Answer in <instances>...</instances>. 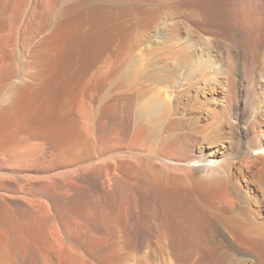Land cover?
<instances>
[{
  "label": "bare ground",
  "instance_id": "1",
  "mask_svg": "<svg viewBox=\"0 0 264 264\" xmlns=\"http://www.w3.org/2000/svg\"><path fill=\"white\" fill-rule=\"evenodd\" d=\"M142 1L0 0V251L12 264H264L249 130L225 139L198 108H121L119 93L142 14L161 33L152 75L264 101V0ZM231 104L220 112L234 116Z\"/></svg>",
  "mask_w": 264,
  "mask_h": 264
},
{
  "label": "rangeland",
  "instance_id": "2",
  "mask_svg": "<svg viewBox=\"0 0 264 264\" xmlns=\"http://www.w3.org/2000/svg\"><path fill=\"white\" fill-rule=\"evenodd\" d=\"M134 3L143 5L142 0H134ZM16 13L19 12L16 11ZM167 23L168 25L166 26L165 31L170 28V21L168 20ZM145 29L146 27L143 22V15L134 14L132 43L133 45L135 44V46L133 49L134 51H132V57L130 56L128 60L129 67H131L130 77L132 79H130L121 90H119L120 96H124L125 98L124 101L121 102L123 104H121V108H149L157 106L160 102H168L170 104V108H198L202 110V120H200V117L197 116L195 121H197L200 125H209L210 130H214L221 124L220 126L224 128H222V132H224L223 136L225 139H227V136H229L232 131L236 134V136L232 135L231 139L235 140L238 138L237 136H241L242 129L245 128L246 130H249L246 138V140H248L247 145H249V149L246 148L247 152L243 155L249 156L255 160H260L264 163V101H257V95H254L257 92H252L245 96L242 94L243 92L237 88V95L235 94L233 99H230L227 89L223 86L224 81L213 82L193 80L191 87L188 85L181 87L178 86V84H168L162 80L161 76L159 77V75H156L157 73L152 75L147 63V46L150 44L158 45V36L161 33L157 30H152L149 33L148 29L147 31H145ZM21 35L22 32L18 35L17 41L19 50L17 52L16 59L19 65H21L23 60L26 59V55L20 48V42L22 40ZM105 37L106 39L114 37L110 28H108ZM66 40L67 41H65V43H69L70 45L69 39ZM71 43L73 44V42ZM21 67L22 66H19V72L22 70ZM185 69V66L183 68H179V72H184ZM174 79L175 82L179 81L180 74H178V76ZM118 80H120V77ZM263 83L264 81L260 83L261 86H259L258 91H264ZM177 86L178 88H176ZM178 92L182 94L179 95ZM185 98L187 101H185ZM76 101H78V99H76ZM76 101L75 99L72 101L71 105L73 106L74 104V107L72 108H76L77 104H79V102L77 103ZM183 101L187 103L184 104ZM228 101H231L232 109L235 111V115L232 117H228L223 114V111L228 109L226 106ZM255 101L257 103H255ZM79 105H81V103ZM54 107V105L50 104V108ZM222 109L223 111L220 112ZM229 130L230 132L228 133ZM214 134L215 132L213 131L212 135ZM258 156H263V158H259ZM221 161L222 159L213 160L212 165H219ZM253 192H257V189L253 188ZM0 252V264H12L9 259L10 256L7 254L8 260L5 256L6 253L4 254L3 251ZM32 255L33 254L30 256Z\"/></svg>",
  "mask_w": 264,
  "mask_h": 264
}]
</instances>
